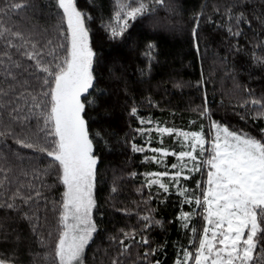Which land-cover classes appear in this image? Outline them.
I'll use <instances>...</instances> for the list:
<instances>
[{"label": "trees", "instance_id": "16d2710c", "mask_svg": "<svg viewBox=\"0 0 264 264\" xmlns=\"http://www.w3.org/2000/svg\"><path fill=\"white\" fill-rule=\"evenodd\" d=\"M28 3L32 7L13 12L8 23L43 48L55 36L56 0ZM77 7L90 17L86 26L95 53V82L87 99L95 103L87 106L85 119L94 154L99 157L92 211L96 231L85 248L83 264H112L117 258L121 264H175L202 229V209L194 201H184L200 196L197 181L201 183L203 176L181 177V184L170 180L167 192L155 184L149 187L145 174L161 170L146 159L152 157L146 149L164 147L175 153L176 140L169 135L160 141L156 134L146 137L137 129L205 131L207 122H216L264 139V120L255 116L257 106L250 103L264 101V0H165L154 12L130 20L129 28L118 38H111L106 29L115 14V0H77ZM236 32L240 34L234 35ZM149 45L154 47L150 50ZM4 52L21 68L12 67ZM0 59V87L17 84L5 99H14L25 89L38 90V82L30 75L33 61L23 55V49L9 48L0 38ZM25 79L28 85L17 83ZM205 107L208 111L202 115ZM28 123L34 129L35 120ZM25 131L24 125L4 113L0 120V132L5 133L0 136V168L4 169L0 172L4 182L0 204L14 203L15 207H0V259L11 264H52L65 189L57 179L58 170L49 168V157L16 143L17 137L25 138ZM133 144L145 150L134 152ZM173 163V156H166V166ZM182 187L190 190L187 196L180 195ZM18 188L21 196L33 199L28 203L19 196L13 199ZM182 213H194L186 221L187 228L180 219ZM144 216L159 223L146 227ZM125 233L136 239H125ZM141 237L149 244H139ZM121 240L130 245L126 255H120ZM153 249L155 253L145 259L144 253ZM255 255L264 256V240Z\"/></svg>", "mask_w": 264, "mask_h": 264}, {"label": "snow or ice", "instance_id": "6c2138e0", "mask_svg": "<svg viewBox=\"0 0 264 264\" xmlns=\"http://www.w3.org/2000/svg\"><path fill=\"white\" fill-rule=\"evenodd\" d=\"M115 4L112 22L106 26L111 38L121 37L129 28L130 20L154 12L156 6H164L165 0H115ZM29 7L32 5L28 0H2L0 38L6 41L9 48H16L17 51L23 49V55L33 61L29 67L34 71L30 75L38 82V90L25 89L14 99H5L15 92L17 84L10 85L8 89L0 87V120L7 112L12 121L25 126V138L17 137L16 143L49 157V168L58 170L57 179L64 186L58 218L59 234L51 254L52 264H83L85 248L96 231L92 211L95 207L93 190L99 162V157L94 154V142L90 138L85 119L87 106L95 103L94 100L87 99L91 95L89 89L94 88L95 82V53L90 46L89 29L86 26V20L90 17L77 7V0H56L58 23L55 36L48 39L41 48L38 41H33L30 35L18 28L14 30V26L8 23L13 12ZM241 18L242 14L237 21ZM228 31L232 30L229 28ZM195 36L194 28L193 37ZM14 40L19 43H14ZM148 47L151 50L154 46ZM147 55L151 56V51ZM3 56H7L12 67L21 68V64L12 61L7 52ZM2 64L3 60L0 59V65ZM8 75L16 81V76L11 71H8ZM17 83L25 86L29 81L25 79ZM250 103L257 106L260 109L258 115L264 117V101L254 99ZM10 105L12 107L9 110ZM207 111L205 107L201 114ZM131 112L135 115L136 108L133 107ZM33 120L34 129L28 123ZM141 123L151 121L141 120ZM212 128L216 132L210 141L206 140L203 128L200 131L176 132L185 141H191L188 151L177 154L164 148L151 149L153 153H161L162 156L176 155L181 161L179 165H171L172 169L179 168L171 175L167 171L145 174L149 177V187L159 185L165 192L168 191V185L162 182V177L170 176V180L178 184L184 169L187 168L191 173L201 171L203 165L208 166L205 184L197 181L200 196L184 201H194L198 208L203 209L201 215L205 224L193 241L194 251L183 249V257L178 258L175 264H264V256L254 257L258 244L264 240V139L229 130L216 122H212ZM157 130L169 135L174 132L171 128ZM137 131L144 133L151 130ZM4 134L0 132V136ZM206 144L208 147H205ZM132 150L143 152L145 149L133 144ZM185 158L192 162L191 168ZM146 159L161 162L155 155ZM47 171L45 169L44 174ZM0 172H4V169L0 168ZM189 178L184 176V179ZM3 184L0 181V188ZM28 187L31 188L32 185ZM112 190L116 191L115 187ZM179 191L180 195L187 196L190 190L182 187ZM40 195L37 191L36 196ZM17 196L25 203L33 199L32 196H21L19 188L13 199ZM0 207L14 208L15 204H0ZM193 214H181L180 219L185 221L183 227H189L186 221ZM26 218L32 220V217ZM142 219L148 222L146 227H150L153 222L159 223L152 221L150 216ZM35 230L36 226L33 225V231ZM191 231L195 234L197 229L193 227ZM124 236L125 239H136L134 234L125 233ZM138 243L148 245L149 240L141 237ZM120 244L123 246L120 255H126L130 245H125L123 240ZM154 253L155 249L145 252L144 258ZM0 264L11 262L0 259ZM112 264L121 262L117 258ZM155 264L160 262L156 261Z\"/></svg>", "mask_w": 264, "mask_h": 264}, {"label": "rangeland", "instance_id": "374dc122", "mask_svg": "<svg viewBox=\"0 0 264 264\" xmlns=\"http://www.w3.org/2000/svg\"><path fill=\"white\" fill-rule=\"evenodd\" d=\"M65 27H66V25H65ZM255 108H256V110H255V116H257V117H259V118H262V119L264 120V117L258 115V113L260 112V109H259L258 107H255ZM220 126H221V125H220ZM222 127H224V126H222ZM157 129H159V127H151V128H149V129L146 128V130H151V131H145L143 134L146 135V137H147L148 133L156 134V136H158V138H159L158 140H160V141H161V137H163V136H169L168 133H161V132H159ZM176 132H178V131H174V132L171 134V135L174 136V139H173V140H176V141H175V142H176V147H175V148H176L178 151L175 152V153L178 154L180 151H188V150H190V148H189L188 145H190L191 141H185L184 138L181 137V136H178V135L176 134ZM203 132H204V134H205L206 140L210 141V140L212 139V137L215 135V132H216V130L212 128V122H207V124H206V130L203 131ZM205 147H208V145L206 144ZM159 148H164V147H159ZM151 149H152V148H148V149H146V150H148V152H150V153L152 154V156L155 155V156H157V157L160 159L161 162H160V163H157V162H156V164L159 166L161 172L167 171V172H169V174L171 175V174H172V173H171L172 171L175 172V171H178V170H179V168H177V169H172V168H171V165L166 166V156H162L161 153H153V152L151 151ZM164 149H167V148H164ZM167 150H168L169 152H171V153H174V152L170 151L169 149H167ZM172 156H173V160H174V163H173V164H177V165H179V164L181 163V161H179V160L177 159V156H176V155H172ZM200 159L202 160L203 157H201ZM153 162H154V161H153ZM185 162L188 164V167H189V168L192 167V162H191V161H188L187 158H185ZM207 169H208V166H207V165H203L201 171H196V172H191V173H190V172L188 171V169L186 168V169H184V172H183L182 177H183V178H184V176H188V177H189V176L192 175V174L201 173V176H203V177H202V180H201V184L204 185L205 182H206V180H207V175H206ZM174 172H173V173H174ZM161 179H162V182H164V183H166V184L170 182V176L162 177ZM180 179H182V178H180ZM181 183H182V182L180 181L178 184H181ZM175 184H176V183H175ZM157 186H159V185H157ZM184 188H186V187H184ZM199 191H200V189H199ZM199 209H200V208H199ZM201 209H202V208H201ZM202 211H203V209H202ZM203 221H204V220H203ZM204 224H205V221L203 222L202 228H203ZM201 230H202V229H201ZM195 240H196V239H195ZM190 251H194V245L191 247ZM254 257H256L255 252H254ZM257 258H259V257H257Z\"/></svg>", "mask_w": 264, "mask_h": 264}]
</instances>
